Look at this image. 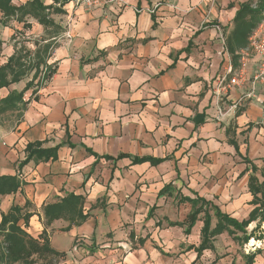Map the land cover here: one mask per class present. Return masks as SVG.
I'll list each match as a JSON object with an SVG mask.
<instances>
[{
	"label": "crops",
	"instance_id": "1",
	"mask_svg": "<svg viewBox=\"0 0 264 264\" xmlns=\"http://www.w3.org/2000/svg\"><path fill=\"white\" fill-rule=\"evenodd\" d=\"M41 1L59 11L48 12L51 24L35 20L36 31L25 34L57 29L39 52L53 72L33 95L25 93L19 121L0 122V176L22 182L16 193L0 195V219L27 202L24 211L33 215L25 230L34 237L45 231L49 245L64 253L58 264H170L160 254L163 231L179 233L168 246L185 244L196 259L187 247L198 245L202 222L189 234L185 226H167L190 212L183 197H202L239 221L254 207L248 179L264 158V85L251 81L255 55L245 60L244 80L228 84L241 50L234 57L225 43L240 5L257 0H122L91 8ZM9 22L22 29V22ZM25 79L0 96L22 89ZM233 104L219 116L218 108ZM33 142L51 155L19 166ZM69 194L84 198L89 217L67 230L63 219L46 224L42 208ZM142 225L152 226L150 239L140 235ZM258 250L253 264H264Z\"/></svg>",
	"mask_w": 264,
	"mask_h": 264
},
{
	"label": "trees",
	"instance_id": "2",
	"mask_svg": "<svg viewBox=\"0 0 264 264\" xmlns=\"http://www.w3.org/2000/svg\"><path fill=\"white\" fill-rule=\"evenodd\" d=\"M12 1L0 0V24L2 26H6V23L14 18L18 23H23V30L28 29L31 26L30 23L23 20L27 15L35 18L39 24L48 25L51 24L48 12L50 10L59 11L52 5H43L41 0H27L20 5H15ZM52 1L53 3L63 4L70 0ZM263 19L264 0H257L254 5L251 2L241 4L233 19L234 26L226 37L225 44L228 52L235 57V52L245 48L248 45L249 36ZM34 58L35 61L32 63L25 62L21 54L14 52L7 57L4 63L0 64V90L8 89L10 85L30 76L22 89L7 90L4 96H0V122L9 114L15 115L16 121H19L28 103V100L24 99L25 93L31 90V95H33L37 88L50 78L53 71L45 63V59L37 53ZM41 74H43V77H40ZM26 151L28 153L27 157L19 166L26 163L32 156L48 158L51 155L50 150L40 148V142L27 144ZM159 161L155 160L153 162L157 163ZM256 173L259 174V177ZM21 185L22 182L16 175H1L0 195L14 194L20 190ZM248 190L253 196L251 202L254 207L246 219L239 221L222 212L216 205L202 197L194 199L183 197L182 200L189 202L191 205L190 212L183 221H168L167 226H185L184 232L189 234L197 220L202 222L198 245L187 247V250L194 249L196 258L206 250L214 252L215 238L223 233H226L233 241L238 243H245L250 238L260 240L263 238L262 233L256 235V231L261 229V223L264 222V158L261 167L251 166ZM83 203L84 198L82 196L69 194L58 202L46 204L42 208L44 221L49 224L54 220L63 219L68 222L64 230H67L72 224L79 225L89 217L88 213L83 212ZM26 205L27 202L23 206L14 204L6 213L1 214L0 264H58V256L64 253L56 251L49 245L45 231L34 237L25 230L29 218L33 215V213L24 211ZM152 211L153 208L148 212L147 217L151 216ZM256 220L257 225L253 230L248 231V225ZM145 240L146 237L138 238L140 244H143ZM259 253L260 251L255 249L254 252L244 254L243 264H253L255 256ZM213 262L215 261H212L211 264Z\"/></svg>",
	"mask_w": 264,
	"mask_h": 264
},
{
	"label": "rangeland",
	"instance_id": "3",
	"mask_svg": "<svg viewBox=\"0 0 264 264\" xmlns=\"http://www.w3.org/2000/svg\"><path fill=\"white\" fill-rule=\"evenodd\" d=\"M20 5V4H19ZM54 15V14H51ZM25 17H28L25 16ZM31 17V16H30ZM36 19L35 18H30V23H31V27L29 29H24V30H20L21 27L20 24L17 25L16 23L9 22L7 23V25L5 27L10 28L12 31H15L16 33L13 34L12 37L8 36V34L2 32L4 31V29L2 28L3 26L0 24V41H1V46H0V64L4 63L7 59L8 56H10L11 54H13L14 52H16L17 54H21L24 57L25 62H30L32 63L33 59H35V54H39V52L41 54H43L44 48H45V44L43 42L42 39L44 38H49V36H51L53 33L57 32V29H54L53 27L51 28H44L42 33H39L38 36H33V34H25L27 33H33L35 32L36 28L34 30H32V27L36 26ZM15 25V26H14ZM15 28H17L18 30H16ZM52 42V41H51ZM43 68V67H41ZM30 77V76H29ZM40 77H43V74L40 75ZM30 78H27V81ZM24 81H26V79H24ZM44 81V80H43ZM23 84V83H22ZM28 92V91H27ZM2 93V91H0V94ZM1 122L5 123L6 126L11 127L14 125V123L16 122V117L13 114H9L7 116H5ZM257 176H259V174H257ZM154 215H156L154 213ZM201 217V216H200ZM166 223V222H165ZM257 225V220L254 221L253 223H250L247 227L248 231H251L254 229V227ZM152 226L148 227L145 225H142L141 227V231H140V235L141 236H146L148 235V239H150V235L153 233L151 231ZM178 233V232H177ZM262 233L263 238L260 240H256L255 238H250V239H254L256 241H259V246H250L248 245V242L250 241V239L245 242V243H238L237 241H233L232 238L230 236H228L226 233H223L221 235H218L215 238V251L211 252V251H204L198 258L194 259V260H190L189 256H188V251L185 250L186 246L185 244L180 245L179 247L176 246V248L172 249V247L168 246V245H176L178 243V239H179V233L175 234L174 231H170V232H166L163 231L162 232V238H164V242L165 244H163L161 247L163 249L160 248V253L161 255L164 254V256L169 257V259H172L170 264H243L244 259H243V255L244 254H248L251 252H254L255 249L260 248L261 251H264V222L261 223V229L256 231V235H259ZM135 236V235H133ZM178 236V237H177ZM128 238H130L128 236ZM196 239V238H195ZM132 240V239H131ZM135 240H137L135 238ZM191 240V238H190ZM79 241H82L81 238H79L76 243ZM167 241V242H166ZM191 242V241H190ZM150 245V244H147ZM184 248V250H183ZM72 251V252H71ZM76 249H72L70 250L71 253L75 252ZM70 253V254H71ZM81 255H83V252H80ZM69 254V253H68ZM85 255V254H84ZM97 259H102L101 256H98ZM216 259V260H214Z\"/></svg>",
	"mask_w": 264,
	"mask_h": 264
},
{
	"label": "built area",
	"instance_id": "4",
	"mask_svg": "<svg viewBox=\"0 0 264 264\" xmlns=\"http://www.w3.org/2000/svg\"><path fill=\"white\" fill-rule=\"evenodd\" d=\"M122 0H74L75 3L82 5L85 8H91L94 6L102 5V4H112V3H120ZM160 5V2L155 3L153 7H157ZM148 11H152V9H149ZM217 31L219 32V38L224 42V37L221 34V31L218 26L215 27ZM240 69H238L236 72H233L232 77L229 78L228 84L229 85H237L241 80H244V64L245 60L250 55L258 56L257 60V67L252 75L251 81L252 84L261 83L264 85V19L258 24V26L255 28V30L251 33V35L248 38V45L241 49L240 54ZM231 73V71H228ZM224 78H222L221 82L219 83L220 86L223 85ZM223 87V86H222ZM250 95V94H248ZM236 105H231L226 110H221L218 108V114L220 117L224 116L231 110L235 108Z\"/></svg>",
	"mask_w": 264,
	"mask_h": 264
},
{
	"label": "bare ground",
	"instance_id": "5",
	"mask_svg": "<svg viewBox=\"0 0 264 264\" xmlns=\"http://www.w3.org/2000/svg\"><path fill=\"white\" fill-rule=\"evenodd\" d=\"M248 245L250 246H259V241H256L254 239H250V241L248 242Z\"/></svg>",
	"mask_w": 264,
	"mask_h": 264
}]
</instances>
